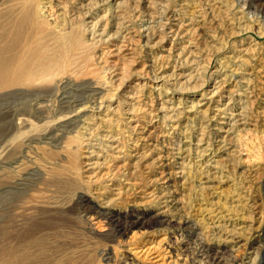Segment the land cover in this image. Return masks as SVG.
<instances>
[{
	"label": "rangeland",
	"instance_id": "374dc122",
	"mask_svg": "<svg viewBox=\"0 0 264 264\" xmlns=\"http://www.w3.org/2000/svg\"><path fill=\"white\" fill-rule=\"evenodd\" d=\"M29 1L23 58L67 53L0 90V264L18 240L61 264H264V0ZM85 120L123 143L113 181L86 177Z\"/></svg>",
	"mask_w": 264,
	"mask_h": 264
},
{
	"label": "bare ground",
	"instance_id": "6f19581e",
	"mask_svg": "<svg viewBox=\"0 0 264 264\" xmlns=\"http://www.w3.org/2000/svg\"><path fill=\"white\" fill-rule=\"evenodd\" d=\"M35 7L36 6H34L33 3H30L29 0L27 1L0 0V90H2L4 87H14V86L19 87V89H15V91L11 92V94L14 95V99L16 100L23 98V96L25 95L24 94L25 89L22 87H24L27 84V82L30 81L35 76L37 72L41 70L49 74L51 71L53 72L56 70L58 71L59 67L62 68L63 67L61 66L62 57L66 56L65 54L67 53L65 52L63 53L64 56L61 55L62 57H59L58 55L55 54V52L53 53L50 52L48 53L50 55L46 54L42 58H36L34 62H30V57H31L30 54H27V59L23 58L26 55V49L24 46L19 45V42L25 37L27 33L30 32L29 28L27 27H29L31 24L32 26H34L32 21L36 19L35 11H33V9L35 10ZM46 7L48 8V6L42 7L43 12L47 10ZM100 19L102 20V16ZM36 22H40L39 19H37ZM178 25L179 26L176 29H174L176 35L182 36L190 31V28L188 27L190 25L189 23H185V22L183 23L179 21ZM117 50L119 54L120 48ZM42 60L43 62H41ZM67 76H72V75L69 74ZM136 84L137 83H135V85ZM95 87L99 88L98 86ZM213 92H215V90ZM127 97H131V96H127ZM127 120L129 122H132L129 124L130 127L133 129L132 131L135 132V130L138 129L139 127L138 121L136 119H133L131 116L127 117ZM93 123H94L93 120H85L83 121V123H81L82 130H81L80 140L82 145L81 147L83 150L82 154L84 158L82 162V167L84 169V172L87 173L86 177H88L90 180L97 181L99 179L109 177L110 180L113 181V177L117 175L116 173L119 170H121L123 167L127 168L128 166H130V164L128 162L126 163L122 161L120 158H118L117 155L114 156V158L116 159L115 163L110 166H107L104 160L105 157L104 151L108 150L113 154H118L121 149V145H123V143L120 144V142L118 141L119 139H117L114 135L110 134V132H106L105 134L102 133L103 135L99 136L97 141L96 136L94 135L93 132H91L90 125H93ZM144 130L147 129L141 127L139 131L140 138H137V142L136 144H134V148L131 151L133 152L132 156H137L140 153L139 146L144 142V140L148 139L151 135L150 133L144 134L143 133ZM150 138H152V136ZM160 178L167 179L168 173L167 172L161 173ZM118 182L120 184L119 185L117 184V186L114 187L115 190L114 194H116V196L121 195L122 188L125 189L126 187L128 188L131 185L132 187L138 186L137 185L138 182L136 183V181L121 182V180H119ZM141 194L143 196H147L146 191H142ZM0 227H2V225ZM127 229L128 227L126 226V228L123 231H126ZM32 241H30V243L26 242V244L28 245L24 247L21 246L19 240L17 242H14L7 251L9 264H61L58 261H47L45 255L42 257L38 254V252H36V250H31L33 246ZM126 260H127L126 264L136 263L134 262L133 258L129 256L126 257ZM63 264H72V263L70 261L68 263H63Z\"/></svg>",
	"mask_w": 264,
	"mask_h": 264
}]
</instances>
